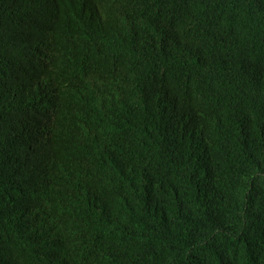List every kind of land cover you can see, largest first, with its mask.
<instances>
[{
  "label": "trees",
  "instance_id": "16d2710c",
  "mask_svg": "<svg viewBox=\"0 0 264 264\" xmlns=\"http://www.w3.org/2000/svg\"><path fill=\"white\" fill-rule=\"evenodd\" d=\"M0 264H264V0H0Z\"/></svg>",
  "mask_w": 264,
  "mask_h": 264
}]
</instances>
